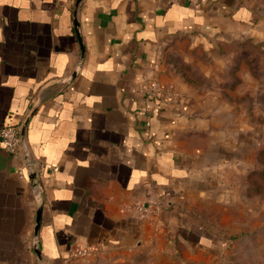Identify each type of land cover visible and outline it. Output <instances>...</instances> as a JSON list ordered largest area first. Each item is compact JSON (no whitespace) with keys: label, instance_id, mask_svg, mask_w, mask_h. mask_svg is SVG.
<instances>
[{"label":"crops","instance_id":"1","mask_svg":"<svg viewBox=\"0 0 264 264\" xmlns=\"http://www.w3.org/2000/svg\"><path fill=\"white\" fill-rule=\"evenodd\" d=\"M74 2L0 0V127L24 123L44 165L35 251L36 192L0 148V264H68L77 250L74 264H152L199 247V207L236 162L242 124L230 91L196 93L159 55L182 36L262 41V13L249 0H82L77 65ZM153 81L178 97L162 101Z\"/></svg>","mask_w":264,"mask_h":264},{"label":"rangeland","instance_id":"2","mask_svg":"<svg viewBox=\"0 0 264 264\" xmlns=\"http://www.w3.org/2000/svg\"><path fill=\"white\" fill-rule=\"evenodd\" d=\"M264 18V0H249ZM166 72H175L198 92H231L239 120L236 162L209 190L199 207L205 236L199 247L176 246L155 252L152 264H264V39L244 37L204 47L175 37L159 55ZM248 76V90L245 84ZM175 87V86H174ZM239 88L236 92V89ZM203 228V227H201Z\"/></svg>","mask_w":264,"mask_h":264},{"label":"built area","instance_id":"3","mask_svg":"<svg viewBox=\"0 0 264 264\" xmlns=\"http://www.w3.org/2000/svg\"><path fill=\"white\" fill-rule=\"evenodd\" d=\"M151 89L153 94H156L157 92L162 93V101H171L178 97V91L171 84H164L160 87L155 81H153ZM147 96L149 97L151 95L147 94ZM145 110H149V108H145ZM146 124H148V121H146ZM0 148L17 157L21 161L22 165L17 171L18 175L21 178L28 179L29 183H31L34 187L36 196H40L41 194L37 183V175L40 171L39 169H42L44 165H35L30 162L27 147H23L21 143L20 125H4L0 127ZM51 169L56 170V167H51ZM32 173L35 174L34 178H31ZM134 208L140 217H144L147 213L151 212L150 208L143 204H137ZM85 256V250H77L73 253L72 258L68 261V264H74L75 260Z\"/></svg>","mask_w":264,"mask_h":264},{"label":"water","instance_id":"4","mask_svg":"<svg viewBox=\"0 0 264 264\" xmlns=\"http://www.w3.org/2000/svg\"><path fill=\"white\" fill-rule=\"evenodd\" d=\"M81 1L82 0H75L74 6H73V25H74V29H75V33H76L78 42H79V52H80L79 53V59L77 61V65L80 64V61H81V58L83 55V50H84V47H83V44L81 41V37H80L79 31H78V26H79L78 25V9H79V4ZM23 126H24V123L20 126V135H21L22 146L25 147L26 144H25V137H24V133H23ZM34 176H35V174L32 173L31 178H34ZM40 198L41 197L39 195L36 196L37 212H36V221H35L34 230H33V246H34L35 251H38L37 228H38V224H39V215H40V208H41Z\"/></svg>","mask_w":264,"mask_h":264}]
</instances>
